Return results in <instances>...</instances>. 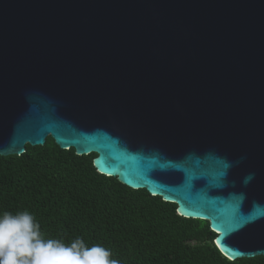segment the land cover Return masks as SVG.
Masks as SVG:
<instances>
[{
  "label": "water",
  "instance_id": "water-1",
  "mask_svg": "<svg viewBox=\"0 0 264 264\" xmlns=\"http://www.w3.org/2000/svg\"><path fill=\"white\" fill-rule=\"evenodd\" d=\"M48 136L264 256V0H0V155Z\"/></svg>",
  "mask_w": 264,
  "mask_h": 264
},
{
  "label": "trees",
  "instance_id": "trees-1",
  "mask_svg": "<svg viewBox=\"0 0 264 264\" xmlns=\"http://www.w3.org/2000/svg\"><path fill=\"white\" fill-rule=\"evenodd\" d=\"M94 153L77 155L51 137L0 155V214L30 212L45 238L101 244L120 264H264V256L229 260L208 221L185 218L174 203L97 172Z\"/></svg>",
  "mask_w": 264,
  "mask_h": 264
},
{
  "label": "clouds",
  "instance_id": "clouds-1",
  "mask_svg": "<svg viewBox=\"0 0 264 264\" xmlns=\"http://www.w3.org/2000/svg\"><path fill=\"white\" fill-rule=\"evenodd\" d=\"M0 264H120L101 244L87 246L77 237L66 244L45 238L28 211L0 214Z\"/></svg>",
  "mask_w": 264,
  "mask_h": 264
}]
</instances>
